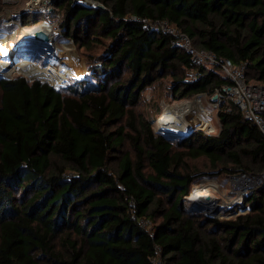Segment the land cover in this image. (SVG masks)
Wrapping results in <instances>:
<instances>
[{"label": "trees", "instance_id": "trees-1", "mask_svg": "<svg viewBox=\"0 0 264 264\" xmlns=\"http://www.w3.org/2000/svg\"><path fill=\"white\" fill-rule=\"evenodd\" d=\"M92 1L103 8L56 0L63 36L103 48L86 74L64 88L0 79V264H153L157 249L166 264H264V185L234 218L186 200L203 175L190 161L226 178L264 173L255 123L224 102L218 135L171 139L137 110L166 79L174 101L230 84L142 20L168 22L264 85V0Z\"/></svg>", "mask_w": 264, "mask_h": 264}, {"label": "rangeland", "instance_id": "rangeland-1", "mask_svg": "<svg viewBox=\"0 0 264 264\" xmlns=\"http://www.w3.org/2000/svg\"><path fill=\"white\" fill-rule=\"evenodd\" d=\"M34 1H45L48 3V6L43 9H41V7L32 8L30 7V5H32ZM74 2L83 4L82 0H74ZM33 16H35L36 18V20L34 21L43 19L48 21L52 25L53 31L56 34V46L62 48L64 45H70L73 48L76 54V63H78V66L81 67L83 71L79 74L78 77H72L68 75L62 70V67L64 65L62 60L56 59L54 55V52L56 51L55 46L52 47L51 45H42L38 42L32 41L34 40L33 38L24 40L21 39L17 42L16 45H12V47L16 49L14 58L18 59L17 57H21V59L30 60L36 63L39 67H44L47 72H52L54 74H51V76H32L27 72L20 73L10 71L9 73L5 72L6 74L0 73V79L11 80L17 77H23L29 82H32L35 79L41 80V78H48L52 81V83H54V85L56 86L55 88L67 87V85L73 83L75 79H80L84 74L87 73V56L89 54L95 56L99 55L102 53L103 48L94 46L92 50H86L85 48L79 49L72 39L63 36V31L59 26L63 19V14L56 7V0H0V38H11L19 33L23 28H28L27 24H30L29 20H31ZM50 48L54 49V52H51ZM44 64L48 65L43 66ZM70 69L71 68H69L68 70ZM21 74L25 75L27 78ZM41 81H46V79H43ZM168 82L169 80L166 79L164 82H162L163 86L156 84L153 87L147 89L142 96L139 107L137 108V110L142 113L147 119L151 121L156 119L153 128H158L156 127L158 118L165 115L167 112H169V110L174 112L177 110V108L184 107L187 102H198L199 104H197V110H194L192 112L194 113L193 116L199 110L201 111L199 106L202 105L203 111L205 112H203V114L209 115L208 122L215 129V132H213L212 134L217 133V111L211 106L210 97H194L190 100L185 99L181 101H174V98L166 94ZM48 83L52 85L50 82ZM204 115L202 117L206 118ZM190 117L191 116L185 115L186 119H191ZM195 118L196 117L194 116L193 121H195ZM189 121L193 122L192 120ZM192 125L193 128L201 129L200 126L196 127V125ZM184 129H187V126L184 125ZM190 130L183 134L189 133ZM128 149H130V147L128 144H126L125 150ZM189 165L192 169L203 173V175L193 183L191 194L197 188H208V190L217 191L219 193L216 195L217 197L229 198L231 196H236V193L240 191L241 187L245 184L241 181H234L235 179L233 178L230 180V178L224 177V175L220 174L218 171H213L209 163L205 159L190 161ZM246 202L247 199L245 200L244 198V200L242 201V205H245ZM229 218H234V216H229Z\"/></svg>", "mask_w": 264, "mask_h": 264}, {"label": "built area", "instance_id": "built-area-1", "mask_svg": "<svg viewBox=\"0 0 264 264\" xmlns=\"http://www.w3.org/2000/svg\"><path fill=\"white\" fill-rule=\"evenodd\" d=\"M142 22L151 28H155L162 32L163 34L167 35L168 37H171L172 43L179 47L181 50L186 52L190 58L191 61L195 65L203 66L208 70L216 69L221 75L228 78L230 81V84L224 85L221 88H216L212 94L208 93H201L196 95L195 97H210L211 100V106L216 109L217 111V120H218V132L215 134L208 133L202 129L192 128V130L187 133L190 134L193 131H202L208 135H218L221 130V126L219 123V112L221 110V106L224 102L227 103H233L236 105L241 113L247 118L252 120L255 125L258 127L262 135L264 136V85H258L249 83L246 78V64L241 65H235L228 59H219L214 53L210 51H204V50H198L196 49L190 37L183 31L179 30L178 28L170 25L166 21H154V20H142ZM197 78V75L195 73H191L189 79L195 80ZM216 97V99H214ZM190 102H187L186 104H189ZM199 110L194 116L197 119L195 122H199L202 120L201 116H203V106L200 105ZM175 112V111H174ZM205 113V112H204ZM194 113L189 114L191 119H188V122L192 124L193 122L189 120H193ZM207 120L209 119V115H204ZM158 122V121H157ZM155 132H163L165 135H168V132L166 130L174 131L173 129L165 128H155ZM163 130V131H162ZM215 132V129H213ZM177 132V131H175ZM178 133V132H177ZM181 135H187V134H180ZM235 179L234 181H241L245 184L241 187L240 191L236 193V196L231 197H217L216 195L219 194L217 191H211L213 194H215L217 201H212V204L218 209L216 218L220 219H226L229 218V216H236L241 214L240 211V205H242V201L247 199L249 192L261 185H264V173L257 175V176H248L244 174H239L236 176H233L230 178ZM194 190V189H193ZM193 192V191H192ZM188 202L193 207H197V200H191V194L186 198ZM142 224L144 226H149L150 222L147 220H142ZM153 264H166V262L163 260L160 250L157 249L156 255L152 259Z\"/></svg>", "mask_w": 264, "mask_h": 264}, {"label": "bare ground", "instance_id": "bare-ground-1", "mask_svg": "<svg viewBox=\"0 0 264 264\" xmlns=\"http://www.w3.org/2000/svg\"><path fill=\"white\" fill-rule=\"evenodd\" d=\"M48 6V3L45 1H34L30 7L32 8H46ZM34 10V9H33ZM38 10V9H37ZM39 31H44L48 34L49 40L48 42L44 43L43 45H51L52 47H56V51L54 52V49L50 48L51 52H54V55L56 59L62 60L64 63L62 70L63 72L67 73L68 75L72 77H78L79 74L83 71L81 67L78 66V63H76V54L73 48L70 45H64L62 48L56 46L55 44V32L53 31L52 25L46 21L42 20L39 24L33 25L28 28H23L19 33H17L15 36L11 38L2 37L0 38V73H9L10 71H21V72H27L32 76H41V75H48L51 76V74H54L52 72H47L44 68L39 67L36 63L30 61V60H21L14 58L15 55V48L12 47V45H16L18 41L21 39H36L37 33ZM10 37V36H9ZM28 41V40H27ZM70 66V67H69ZM68 67V68H67ZM71 68L70 70H68ZM6 74V73H5ZM197 104L198 102H193L186 104L182 108H177L175 112L169 110L165 115L158 118V122L156 124V127L164 129H173L174 131H177L180 134H183L187 132L188 130H192V124L197 126H200L201 129L208 133L214 132V127L208 122L206 118H202L201 121L195 122L193 121L192 124L188 122V119L185 118V115L190 116L194 110H197ZM185 121V122H184ZM184 125L187 126V129H184ZM190 130V131H191ZM211 199L212 201L216 202L217 198L215 194H212L211 190H208V188H197L192 194H191V200H197V199Z\"/></svg>", "mask_w": 264, "mask_h": 264}, {"label": "water", "instance_id": "water-1", "mask_svg": "<svg viewBox=\"0 0 264 264\" xmlns=\"http://www.w3.org/2000/svg\"><path fill=\"white\" fill-rule=\"evenodd\" d=\"M82 1H83V4L86 7L103 8V6L100 3H98V2H95V1H92V0H82ZM48 40H49L48 34L46 32H44V31H39L37 33L36 39L32 40V41L38 42V43L43 45L44 43L48 42ZM17 58L21 59V57H17ZM47 65L48 64H44L43 66H47ZM214 99H216V97H214ZM166 132H168L167 137L171 138V139L174 138V137L179 136V134L177 132H175V131L166 130ZM197 203H198L197 207L195 208L197 211L202 212V214H204L207 217L216 218L215 215H217L218 209L212 204V200L211 199H206V198L205 199H200V200H197Z\"/></svg>", "mask_w": 264, "mask_h": 264}]
</instances>
